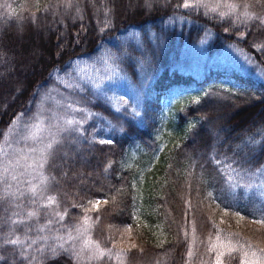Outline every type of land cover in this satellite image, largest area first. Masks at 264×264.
<instances>
[{
	"label": "trees",
	"instance_id": "obj_1",
	"mask_svg": "<svg viewBox=\"0 0 264 264\" xmlns=\"http://www.w3.org/2000/svg\"><path fill=\"white\" fill-rule=\"evenodd\" d=\"M175 18L182 21L177 31L157 28L158 20ZM144 25L155 29L151 38L121 43L122 29ZM33 33L34 46L28 39ZM175 36L207 37L214 48L234 44L264 70V0H0V139L17 114L32 108L52 74L72 60L105 50L132 81L138 63L144 64L149 79L138 116L116 114L101 98H89L86 107L95 115L51 147L44 165L51 227L70 242L86 238L103 249L129 236L125 264H174L184 236L202 244L217 231L264 253V225L247 224L246 208L223 203L218 163L263 164L264 89L237 77L242 89L217 90L222 99L203 95L177 116V126L189 117L192 125L172 145L156 147L161 96L202 84L173 67ZM6 217L0 208V236ZM227 222L238 230L224 229ZM12 249L0 246V264H77L65 244L24 259Z\"/></svg>",
	"mask_w": 264,
	"mask_h": 264
},
{
	"label": "rangeland",
	"instance_id": "obj_2",
	"mask_svg": "<svg viewBox=\"0 0 264 264\" xmlns=\"http://www.w3.org/2000/svg\"><path fill=\"white\" fill-rule=\"evenodd\" d=\"M181 22L175 18L158 20L156 24L159 30L177 31ZM154 31L150 25L131 26L122 29L119 40L122 44H129L141 35L151 38ZM36 37L33 33L28 38L33 46ZM163 46L169 48L166 42ZM171 46L176 47L173 67L202 79V84L172 88L161 96L155 137L159 148L175 143L181 131L192 125L194 118L189 117L177 126V116L185 106L195 104L203 95L213 92L222 99L223 94L217 90L234 92L242 89L237 77L248 78L254 90L264 89V70L234 44L224 43L214 48L207 37L178 40L175 36ZM104 51L72 60L56 70L51 83L38 92L32 108L17 114L2 133L0 203L5 205L0 208L7 217L0 246H11L18 258L39 254L44 249L51 251L65 244L77 264H125L126 250L133 244L129 236H124L125 239L108 249L100 248L86 238L70 242L68 237L51 227L45 211L52 200L44 173L47 155L63 133L78 129L95 115L86 107L87 100L97 96L113 112L127 117L138 116L141 109L143 91L149 79L148 69L138 63L136 79L132 81L115 57L108 58ZM35 52L30 49L28 56H34ZM139 149L133 148L132 153ZM218 163L223 178L221 187L227 194L223 203L246 208L247 224L264 225V162L256 169L237 166L224 159ZM226 211V206L219 210L222 223ZM238 217L235 215V220ZM223 226L224 229L238 230L235 223L227 222ZM181 241L180 258L174 264H264V253L260 250L233 241L218 231L202 244L189 234ZM30 263L31 259L27 261Z\"/></svg>",
	"mask_w": 264,
	"mask_h": 264
},
{
	"label": "snow or ice",
	"instance_id": "obj_3",
	"mask_svg": "<svg viewBox=\"0 0 264 264\" xmlns=\"http://www.w3.org/2000/svg\"><path fill=\"white\" fill-rule=\"evenodd\" d=\"M152 39H153V40H155V39H156V37H155V36H153V37H152ZM49 147H51V145H49Z\"/></svg>",
	"mask_w": 264,
	"mask_h": 264
}]
</instances>
